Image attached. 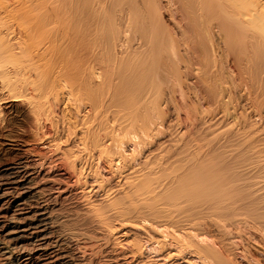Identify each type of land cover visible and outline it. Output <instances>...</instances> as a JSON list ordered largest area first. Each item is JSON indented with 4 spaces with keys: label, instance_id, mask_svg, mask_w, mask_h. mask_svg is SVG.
<instances>
[{
    "label": "bare ground",
    "instance_id": "obj_1",
    "mask_svg": "<svg viewBox=\"0 0 264 264\" xmlns=\"http://www.w3.org/2000/svg\"><path fill=\"white\" fill-rule=\"evenodd\" d=\"M101 259L264 264V0H0V264Z\"/></svg>",
    "mask_w": 264,
    "mask_h": 264
},
{
    "label": "rangeland",
    "instance_id": "obj_2",
    "mask_svg": "<svg viewBox=\"0 0 264 264\" xmlns=\"http://www.w3.org/2000/svg\"><path fill=\"white\" fill-rule=\"evenodd\" d=\"M192 81H195V83H196V78H194ZM199 91H200V90H199ZM103 257H105V256H103ZM102 260H104V259H101L100 262H101ZM104 261H105V260H104ZM104 261H102V262L105 263ZM100 262H99V263H100ZM102 262H101L100 264H103Z\"/></svg>",
    "mask_w": 264,
    "mask_h": 264
}]
</instances>
